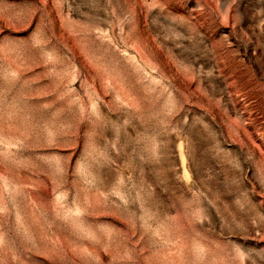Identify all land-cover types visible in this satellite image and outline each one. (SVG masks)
Masks as SVG:
<instances>
[{
    "label": "rangeland",
    "instance_id": "1",
    "mask_svg": "<svg viewBox=\"0 0 264 264\" xmlns=\"http://www.w3.org/2000/svg\"><path fill=\"white\" fill-rule=\"evenodd\" d=\"M0 264H264V0H0Z\"/></svg>",
    "mask_w": 264,
    "mask_h": 264
}]
</instances>
